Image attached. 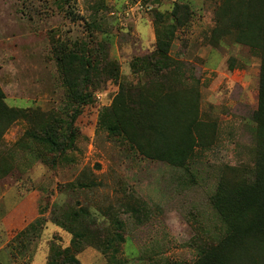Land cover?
<instances>
[{"label": "rangeland", "instance_id": "374dc122", "mask_svg": "<svg viewBox=\"0 0 264 264\" xmlns=\"http://www.w3.org/2000/svg\"><path fill=\"white\" fill-rule=\"evenodd\" d=\"M126 1L0 0V86L22 114L2 138L11 173L0 181V264H109L97 241L118 233L124 242L113 245L126 262L189 264L221 231L211 203L219 181L255 163L261 61L230 36L215 38L222 0H132V11ZM177 2L192 11L171 42L179 65L153 78L134 72V61L156 57L157 16ZM79 51L96 65L88 85L77 61L66 73L58 59ZM123 83L199 91L207 144L187 167L137 157L100 126ZM57 217L80 234L71 261L50 259L74 239Z\"/></svg>", "mask_w": 264, "mask_h": 264}, {"label": "trees", "instance_id": "16d2710c", "mask_svg": "<svg viewBox=\"0 0 264 264\" xmlns=\"http://www.w3.org/2000/svg\"><path fill=\"white\" fill-rule=\"evenodd\" d=\"M191 12L187 3L177 2L168 17L158 14L156 57L134 61V72L153 78L164 72L168 74L179 65L169 56L171 42L177 30L187 25ZM215 15V38L230 36L235 43L250 47L261 61L259 105L253 115L255 163L242 176L233 178L236 180L224 177L219 181L211 203L221 231L216 240L198 246L197 257L189 264H264V0H222ZM77 53H69L68 59L64 56L58 59L66 73L73 67V60L77 61L88 85L96 65L90 56L82 51H79L80 56ZM83 93L77 94V102L82 106L91 101V95ZM199 100V91L193 86L182 91L159 92L145 84L123 83L113 104L100 112L99 123L111 136L129 146L130 152L137 157L185 168L197 146L207 144L206 125L199 118ZM21 117L20 110L6 102L0 86V181L11 173L1 157L2 138ZM68 138L70 143L75 142L74 131ZM48 141L63 150L61 144L52 139ZM134 215L138 219L140 212L135 211ZM56 222L71 231L74 239L70 247L62 252L55 251L50 259L60 260L67 255L71 261L74 256L71 247L76 248L80 234L74 231V222L69 218L57 217ZM117 225L123 229L121 221ZM116 241L124 242L123 235L118 233L115 239L97 241V245L107 256L111 254L109 264H131L118 258L120 249L113 245ZM137 264L148 263L142 260Z\"/></svg>", "mask_w": 264, "mask_h": 264}, {"label": "built area", "instance_id": "2783aa9c", "mask_svg": "<svg viewBox=\"0 0 264 264\" xmlns=\"http://www.w3.org/2000/svg\"><path fill=\"white\" fill-rule=\"evenodd\" d=\"M132 0H127L126 1V6H127V9L129 10V11H132V10H134V6L132 5V2H131ZM140 4V3H139ZM140 6H141V4H140Z\"/></svg>", "mask_w": 264, "mask_h": 264}]
</instances>
